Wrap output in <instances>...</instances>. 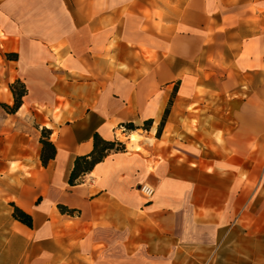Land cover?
I'll return each instance as SVG.
<instances>
[{"label":"crops","instance_id":"obj_1","mask_svg":"<svg viewBox=\"0 0 264 264\" xmlns=\"http://www.w3.org/2000/svg\"><path fill=\"white\" fill-rule=\"evenodd\" d=\"M203 49L207 60L221 52L225 77L206 86L221 97L177 99L167 139V124L160 136L153 128L145 152L112 150L70 185L96 133L113 140L123 122L161 119L162 107L149 115L152 100L161 93L164 106ZM16 81L27 92L9 114L17 126L0 130V209L12 218L0 227V260L43 264L61 249L63 264L72 251L86 264L95 244L120 242L126 264H264V0H0V88L10 101ZM43 129L57 148L47 166ZM144 183L154 196L119 210V193ZM101 218L110 227H93Z\"/></svg>","mask_w":264,"mask_h":264},{"label":"rangeland","instance_id":"obj_2","mask_svg":"<svg viewBox=\"0 0 264 264\" xmlns=\"http://www.w3.org/2000/svg\"><path fill=\"white\" fill-rule=\"evenodd\" d=\"M200 12V11H199ZM171 53V47L170 43L167 41V55ZM219 54V57L218 55ZM221 52L215 51V58L212 60L206 59L205 50L199 51V56L195 61L192 63H187L185 68L183 69V74L180 80H176L177 82L171 87V90L167 91L165 96V105L162 106V94L155 96V98L152 100V103L149 108V115L155 116L158 112L159 107H162L160 110V114L163 115L159 121L156 123H146L138 122L133 123L135 126L131 127L129 126V122H123L117 126V131L115 134V138L112 140L115 142L114 151H120V152H136V147L132 146L129 142L130 135L133 132H136L139 140V146H140V152H145L144 147L142 146V141H149L150 137H154L152 133H150L151 130H154L156 128V136L161 135V131L163 130V127L167 124L166 132L164 133V139H167V137L170 135V130L172 129L174 123H166L165 119L168 118L170 114L173 113L174 103L179 98L188 99V98H198V99H205L206 95L211 97H221V92L219 91H213L208 90L206 88L207 84L212 85L217 84L220 85L225 77V75L222 73V68L220 66L219 59H220ZM169 56H167V59ZM172 60V59H171ZM184 62V61H183ZM185 64V63H184ZM162 80L165 81L166 85L170 84V81L173 79V73L171 72V67L167 66L164 70V73L161 74ZM7 86L4 84L0 88V130L2 129H10L14 130V128L17 126V122L13 121L11 118H9V110L3 106V104H7L10 107L14 105V100H11L10 103L5 102V100L2 98L3 93L6 91ZM186 109L187 112H195L197 107L190 105L187 108L183 107V109ZM138 125V126H136ZM215 127L221 128L222 123L215 121L214 122ZM154 128V129H153ZM0 135H3L0 134ZM0 139V143H1ZM16 165V164H14ZM5 171L3 169H0V176L4 177ZM146 184V183H144ZM142 184V185H144ZM141 186L133 185L132 187H129L127 189V192L119 193V202H118V208L125 209L126 206V199L130 200L128 202H134V205L139 209V207L142 206L143 203H145L149 198L146 197L142 191ZM139 205V206H138ZM1 216H0V227L2 228L1 231L4 229H7L12 224V218L9 214L8 208L0 209ZM78 213L77 215H79ZM81 215V214H80ZM83 220H88V218H83ZM107 219L101 218L96 219L93 222V227H110L109 222L106 221ZM125 219L119 217L117 219V226L119 227V230L124 231L125 228ZM2 237L3 234H0V240L2 242H6ZM110 245V246H109ZM106 244L104 242L95 244V249H91V251H87L86 258V264H126V258H125V250L123 244L120 242L117 244H112L113 248L111 247V244ZM15 247L11 249L10 253L13 255V253H19V249L17 250L16 245ZM21 252V250H20ZM89 252V253H88ZM97 253V254H96ZM65 254V253H64ZM66 256V255H65ZM77 252H71L70 255V264H77ZM63 252L61 249H56L54 251V258L53 260H43V264H63ZM25 259L17 260V259H10L8 260H0V264H23L25 262ZM30 261V259H29ZM67 263V262H66ZM34 264V263H32Z\"/></svg>","mask_w":264,"mask_h":264},{"label":"trees","instance_id":"obj_3","mask_svg":"<svg viewBox=\"0 0 264 264\" xmlns=\"http://www.w3.org/2000/svg\"><path fill=\"white\" fill-rule=\"evenodd\" d=\"M11 91L14 96V105L9 106L7 104H3L5 108L9 110V113H15L22 105L23 96L26 94L27 89L25 85L20 82L16 81L10 85ZM146 123H151L152 119H148L145 121ZM129 126L134 127L135 125L132 122H129ZM42 143V150H41V161L44 166H47L49 162L55 158L57 153V148L52 141H50L48 136V131L43 129L42 135L40 138ZM115 142L112 140L104 139L98 133L94 136V147L93 150L89 154L77 156L74 162V167L71 171L69 177V184L76 185L81 183L82 178L85 174L90 172L97 163L103 161L109 152L114 149ZM13 216L16 220L20 221L21 223L27 225L28 227H33V217L29 213L25 212L14 203ZM59 208L62 212H72V210L68 209L64 205H59Z\"/></svg>","mask_w":264,"mask_h":264},{"label":"bare ground","instance_id":"obj_4","mask_svg":"<svg viewBox=\"0 0 264 264\" xmlns=\"http://www.w3.org/2000/svg\"><path fill=\"white\" fill-rule=\"evenodd\" d=\"M10 91L9 89L7 88L6 91L3 93L2 95V98L5 100V101H8L10 102ZM103 134L106 136V137H111L112 136V133H111V128H107L105 130H103ZM139 140L140 138L138 137V135L136 134V132H133L131 135H130V140L128 143H130L132 146L136 147V150H140V146H139Z\"/></svg>","mask_w":264,"mask_h":264},{"label":"built area","instance_id":"obj_5","mask_svg":"<svg viewBox=\"0 0 264 264\" xmlns=\"http://www.w3.org/2000/svg\"><path fill=\"white\" fill-rule=\"evenodd\" d=\"M141 191L148 198H152L155 194V188L151 184L147 183L142 185Z\"/></svg>","mask_w":264,"mask_h":264}]
</instances>
